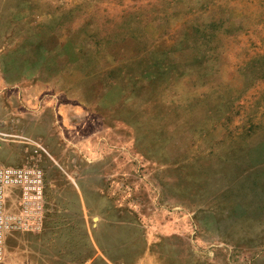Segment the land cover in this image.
Returning a JSON list of instances; mask_svg holds the SVG:
<instances>
[{
  "label": "rangeland",
  "instance_id": "1",
  "mask_svg": "<svg viewBox=\"0 0 264 264\" xmlns=\"http://www.w3.org/2000/svg\"><path fill=\"white\" fill-rule=\"evenodd\" d=\"M0 75L61 168L100 157L121 264H264V0H0Z\"/></svg>",
  "mask_w": 264,
  "mask_h": 264
},
{
  "label": "crops",
  "instance_id": "2",
  "mask_svg": "<svg viewBox=\"0 0 264 264\" xmlns=\"http://www.w3.org/2000/svg\"><path fill=\"white\" fill-rule=\"evenodd\" d=\"M13 65L16 67L15 64ZM3 77L0 75L2 81ZM4 84L5 82L1 85ZM10 95V92L0 90V135L36 141V134L24 135L26 126L20 116L23 114L19 113V117H16L11 112ZM17 97L20 99L19 96ZM19 103L23 107L26 104L24 100H19ZM29 105L34 107L36 103L30 102ZM34 122L40 123L39 120ZM43 128L47 129L48 125ZM48 146L50 149L48 156L54 164L50 163V160L43 162L45 178L49 181L45 186L46 211L43 228L39 233L24 232L14 237L18 249L25 251L23 258L18 257V264H121V257L111 252L107 253L102 240L96 235L100 224L106 220L105 172L104 168L102 172L98 168L100 157L84 158L85 162L79 161V168L73 167L74 164L70 165L72 162L69 161L67 169L63 166L61 168V164L67 163V160L57 153L51 142ZM24 151L23 144L19 140H5L0 136V164L21 165L25 158ZM84 163L92 169L85 167ZM58 167L65 173V181L60 180L63 176H60ZM115 213L121 215L120 212ZM115 221L117 224H122L120 221ZM92 231L96 233L92 234L93 237H91ZM4 261L5 258L0 263L14 264L11 260Z\"/></svg>",
  "mask_w": 264,
  "mask_h": 264
},
{
  "label": "built area",
  "instance_id": "3",
  "mask_svg": "<svg viewBox=\"0 0 264 264\" xmlns=\"http://www.w3.org/2000/svg\"><path fill=\"white\" fill-rule=\"evenodd\" d=\"M29 141L35 158L49 155L43 144ZM45 186V171L38 159L21 165L0 164V262L6 256L7 242L14 233L42 230Z\"/></svg>",
  "mask_w": 264,
  "mask_h": 264
},
{
  "label": "bare ground",
  "instance_id": "4",
  "mask_svg": "<svg viewBox=\"0 0 264 264\" xmlns=\"http://www.w3.org/2000/svg\"><path fill=\"white\" fill-rule=\"evenodd\" d=\"M23 139H26V138H23Z\"/></svg>",
  "mask_w": 264,
  "mask_h": 264
}]
</instances>
